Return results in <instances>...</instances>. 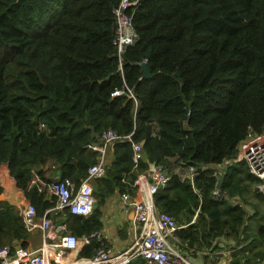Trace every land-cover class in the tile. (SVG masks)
I'll list each match as a JSON object with an SVG mask.
<instances>
[{
	"label": "trees",
	"instance_id": "16d2710c",
	"mask_svg": "<svg viewBox=\"0 0 264 264\" xmlns=\"http://www.w3.org/2000/svg\"><path fill=\"white\" fill-rule=\"evenodd\" d=\"M119 1L0 0V166L10 176L0 172L1 182L11 189L5 180L12 178L41 216L54 202L28 189L32 170L79 185L98 156L88 145L108 130L130 135L142 143L138 167L131 143L116 144L105 175L93 183L92 214L62 219L70 231L81 237L101 230L109 197L134 193L149 163H178L199 169L197 193L169 171L154 199L179 227L176 248L194 256L215 252L224 239L230 247L264 195L239 162L225 171L222 196L213 200L218 178L210 167L234 157L247 133L264 126V0H130L137 38L121 70L112 44ZM143 61L147 79L137 65ZM116 90L123 93L113 96ZM28 238L18 208L0 198V247L27 248ZM98 247L85 245L79 256L92 257ZM246 249L228 264L264 260V251L246 257Z\"/></svg>",
	"mask_w": 264,
	"mask_h": 264
},
{
	"label": "built area",
	"instance_id": "2783aa9c",
	"mask_svg": "<svg viewBox=\"0 0 264 264\" xmlns=\"http://www.w3.org/2000/svg\"><path fill=\"white\" fill-rule=\"evenodd\" d=\"M135 4L134 1L120 0L112 11L116 22L112 44L116 50L119 70L123 53L135 44L137 38L132 25V14L129 12ZM141 63L146 64L145 61ZM122 93L116 90L112 95L119 96ZM128 95L134 103L137 102L131 92ZM128 142L132 147L133 167L137 168L142 156V143L132 142L130 135L118 136L112 130H108L100 134L96 144L88 145L98 156L79 185L68 178H42L32 170L28 189L32 188L44 195L46 199L53 201L54 205L46 208L41 216L37 215L35 207L27 200L23 205L15 206L20 212L25 231L29 236L38 231L40 243L33 249L29 246L0 247V264H132L136 261L143 264H198L188 252L176 248L175 244L178 241L176 231L179 227L173 217L155 206V195L170 180L167 169L161 164L149 163L144 171L138 173L132 185L134 193L114 194L122 213L126 214L129 211L133 213L129 235L122 250H113L107 245L108 238L102 229L77 237L62 220L66 212L84 218L92 214L96 203L93 183L105 175L108 153L113 147ZM236 152L234 157L226 158L210 167L214 175L219 178L231 165L244 162L249 173L260 180L257 191L264 195V126L260 133L249 131L238 143ZM181 167L183 172L176 173L180 182L188 183L197 193L194 179L198 176L199 169L195 166ZM221 196L220 190L215 188L212 192L213 200L218 201ZM223 198H226L231 206L240 205L238 198L226 196ZM92 242L99 245L94 255L80 257L81 249ZM221 249L222 246L212 254L217 258L227 257V264L232 252L230 250L224 252ZM258 264H264V260Z\"/></svg>",
	"mask_w": 264,
	"mask_h": 264
},
{
	"label": "rangeland",
	"instance_id": "374dc122",
	"mask_svg": "<svg viewBox=\"0 0 264 264\" xmlns=\"http://www.w3.org/2000/svg\"><path fill=\"white\" fill-rule=\"evenodd\" d=\"M108 158H109V155H108ZM2 171H6L5 176L9 178V175L7 174V168L5 165L0 166V172ZM169 171L174 172L176 174V173H182L183 169L180 166V164L174 163L170 169L168 167L167 172L169 173ZM2 185L4 186V188H3V192L0 198L7 199L8 201L13 200V198L10 196L14 194V189H17L16 186H13L12 192L11 191L9 192L5 184L1 182V176H0V186ZM255 201L258 202V210L254 215L251 216L250 219H247L244 221V232L242 234L241 241L234 243V244L230 243L231 246L227 247L226 241H228L229 239H224V241L221 240L219 242V245L220 247L222 246V249H221L222 251L227 252L228 250H230L233 254L239 249H241L242 247L247 246L251 249H246V252H245L246 257L254 256V251L256 250L264 251V236L262 235V229H264V198H257L255 199ZM244 208L250 209L248 206H245ZM218 250L220 249H217V251ZM191 258L198 264H226V260H227V257L217 258L215 254H212V253H205V254L198 253L197 255L191 256Z\"/></svg>",
	"mask_w": 264,
	"mask_h": 264
},
{
	"label": "crops",
	"instance_id": "0c3cea01",
	"mask_svg": "<svg viewBox=\"0 0 264 264\" xmlns=\"http://www.w3.org/2000/svg\"><path fill=\"white\" fill-rule=\"evenodd\" d=\"M53 177H55L54 174ZM13 186H15V183L14 180L11 178V189L7 190L9 192H12ZM1 187L4 188L3 185ZM10 197H12L13 200H5L14 206H21L27 202L23 192L18 189H14V194ZM116 197L117 196L113 195L105 201L103 215L101 217L103 226L102 230L108 238L107 245L113 250H122L123 248H125L124 243L129 235V228L133 219V213L132 211H129L128 213L123 214L121 211L120 204L116 200ZM39 243L40 235L38 231H35L28 238V246L33 249ZM136 264H140V262L136 261Z\"/></svg>",
	"mask_w": 264,
	"mask_h": 264
},
{
	"label": "water",
	"instance_id": "95a60500",
	"mask_svg": "<svg viewBox=\"0 0 264 264\" xmlns=\"http://www.w3.org/2000/svg\"><path fill=\"white\" fill-rule=\"evenodd\" d=\"M139 67H140V69H141V72H142V78L143 79H147V78H150L151 77V72H150V69H149V67H148V65L147 64H142V63H138L137 64ZM91 129V128H90ZM91 137H96L97 136V134H95L94 132H93V130L91 129ZM7 168V167H6ZM224 177H225V173H222L220 176H219V178H218V181H217V183H216V188H218V189H220L221 188V185H222V182H223V179H224ZM56 181H58V180H56Z\"/></svg>",
	"mask_w": 264,
	"mask_h": 264
},
{
	"label": "bare ground",
	"instance_id": "6f19581e",
	"mask_svg": "<svg viewBox=\"0 0 264 264\" xmlns=\"http://www.w3.org/2000/svg\"><path fill=\"white\" fill-rule=\"evenodd\" d=\"M3 177H4V179H6V177H5V172L3 171ZM5 182H6V184L10 187V184H11V182H9V181H7V180H5ZM11 188V187H10Z\"/></svg>",
	"mask_w": 264,
	"mask_h": 264
},
{
	"label": "clouds",
	"instance_id": "9594fccd",
	"mask_svg": "<svg viewBox=\"0 0 264 264\" xmlns=\"http://www.w3.org/2000/svg\"><path fill=\"white\" fill-rule=\"evenodd\" d=\"M141 63V62H140ZM170 176V175H169ZM95 207V206H94Z\"/></svg>",
	"mask_w": 264,
	"mask_h": 264
}]
</instances>
